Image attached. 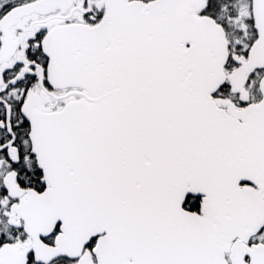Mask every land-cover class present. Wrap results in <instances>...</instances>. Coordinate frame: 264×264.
<instances>
[{
  "label": "snow or ice",
  "instance_id": "6c2138e0",
  "mask_svg": "<svg viewBox=\"0 0 264 264\" xmlns=\"http://www.w3.org/2000/svg\"><path fill=\"white\" fill-rule=\"evenodd\" d=\"M0 264H264V0H0Z\"/></svg>",
  "mask_w": 264,
  "mask_h": 264
}]
</instances>
